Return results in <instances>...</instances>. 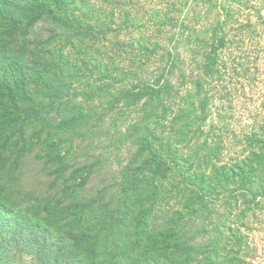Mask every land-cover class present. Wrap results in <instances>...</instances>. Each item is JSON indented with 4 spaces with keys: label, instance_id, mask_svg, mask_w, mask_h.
<instances>
[{
    "label": "rangeland",
    "instance_id": "obj_1",
    "mask_svg": "<svg viewBox=\"0 0 264 264\" xmlns=\"http://www.w3.org/2000/svg\"><path fill=\"white\" fill-rule=\"evenodd\" d=\"M57 8L0 26V264H264V0Z\"/></svg>",
    "mask_w": 264,
    "mask_h": 264
},
{
    "label": "trees",
    "instance_id": "obj_2",
    "mask_svg": "<svg viewBox=\"0 0 264 264\" xmlns=\"http://www.w3.org/2000/svg\"><path fill=\"white\" fill-rule=\"evenodd\" d=\"M63 0H8L0 2V15L3 13V18L0 17V26L6 31H22L28 29L33 23L40 22L46 16L57 17L61 14V9L57 8V3ZM25 7L32 11L30 17H24V12L20 13L21 7ZM19 7V8H18ZM30 18L31 21L26 25V19ZM26 25V28L23 26ZM20 80L17 74L10 73L7 69L3 70L2 64L0 63V85L5 87L6 93L10 100L13 102L14 95L17 92Z\"/></svg>",
    "mask_w": 264,
    "mask_h": 264
}]
</instances>
